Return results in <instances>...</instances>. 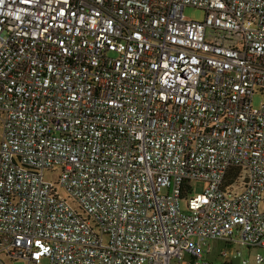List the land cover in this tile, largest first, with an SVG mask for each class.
<instances>
[{"label": "built area", "instance_id": "obj_1", "mask_svg": "<svg viewBox=\"0 0 264 264\" xmlns=\"http://www.w3.org/2000/svg\"><path fill=\"white\" fill-rule=\"evenodd\" d=\"M257 93L264 0H0V264H250Z\"/></svg>", "mask_w": 264, "mask_h": 264}, {"label": "rangeland", "instance_id": "obj_2", "mask_svg": "<svg viewBox=\"0 0 264 264\" xmlns=\"http://www.w3.org/2000/svg\"><path fill=\"white\" fill-rule=\"evenodd\" d=\"M185 14L188 18L195 20L197 22H202L205 19V13L202 10H198L195 8L186 9ZM263 104H264V97L260 93L255 94V96L253 97V105L259 108ZM0 134H1V130H0ZM204 190H205V185L203 183L194 182L192 183L191 195L202 194ZM182 206H184V204H182ZM210 244L212 245L213 248H217V246H219L218 242L211 241ZM232 250L235 251V253L237 251L242 252L243 258L248 259L250 261V264H256L255 263L256 256L261 255L262 257H264V249L261 248L248 249V248L234 246L231 250H228L229 254L232 252ZM224 260L226 259L220 258L218 259V262H223ZM9 264H27V262L24 260H19V261L10 262Z\"/></svg>", "mask_w": 264, "mask_h": 264}]
</instances>
